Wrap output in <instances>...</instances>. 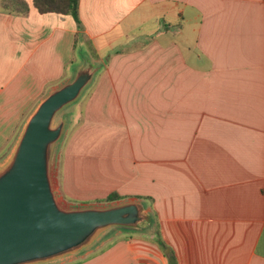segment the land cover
Returning a JSON list of instances; mask_svg holds the SVG:
<instances>
[{"label": "crops", "instance_id": "1", "mask_svg": "<svg viewBox=\"0 0 264 264\" xmlns=\"http://www.w3.org/2000/svg\"><path fill=\"white\" fill-rule=\"evenodd\" d=\"M27 1L0 8V162L91 63L60 198L138 201L167 245L153 231L54 260L264 264V0H79L80 25ZM113 192L124 198L105 202Z\"/></svg>", "mask_w": 264, "mask_h": 264}, {"label": "water", "instance_id": "2", "mask_svg": "<svg viewBox=\"0 0 264 264\" xmlns=\"http://www.w3.org/2000/svg\"><path fill=\"white\" fill-rule=\"evenodd\" d=\"M93 75L88 63L38 103L0 170V264L49 262L90 246L109 227L152 223L138 201L66 209L54 189L51 161L65 132V122L54 126V120L80 98Z\"/></svg>", "mask_w": 264, "mask_h": 264}, {"label": "rangeland", "instance_id": "3", "mask_svg": "<svg viewBox=\"0 0 264 264\" xmlns=\"http://www.w3.org/2000/svg\"><path fill=\"white\" fill-rule=\"evenodd\" d=\"M25 1L28 3L27 0ZM5 2L6 0H0V8L4 9ZM88 89L89 87L87 88V90ZM85 93L83 94V96L85 95ZM83 96L79 100L71 103L69 106L64 108L61 112H59V114L54 120V126L58 125L61 121L65 122V132H64L63 137L56 144V148L53 153V157L51 161V169H50L54 189L57 193L58 198L61 197L59 188H60V180H61V173H62V151L65 148V144L68 140L70 128H72L74 123H76L77 116L81 110L82 104L84 103ZM20 132H22V130ZM9 159L10 157H7L4 161L0 162V170L6 166ZM60 200H61L60 204L63 208L73 209V208H77V206L81 207V205H73L72 203L63 201L62 198H60ZM91 205L102 207V206H106L109 204L97 202ZM87 206H90V205H87ZM154 230L155 229L153 226H151L150 224H146V223L140 225V228H138V230H135V231H133L132 229H127V228L120 227V226L109 227L107 229H104L100 234H98L96 240L90 245L89 250L92 249L93 251H99V250L107 248L112 242L116 241L117 239L121 237H124L125 235L133 236L135 234L138 235L139 233L147 235V234L153 233ZM58 261L60 260H52L51 262H48L47 264H59L60 262ZM38 264H43V263H38Z\"/></svg>", "mask_w": 264, "mask_h": 264}, {"label": "trees", "instance_id": "4", "mask_svg": "<svg viewBox=\"0 0 264 264\" xmlns=\"http://www.w3.org/2000/svg\"><path fill=\"white\" fill-rule=\"evenodd\" d=\"M35 7L42 13L46 12H57L62 14H70L80 25L78 6L79 0H34ZM4 9L15 11L18 13H26L29 10V5L25 0H6L4 4ZM124 198L117 192L109 194L104 201L111 202ZM155 219H151V226H154V231L156 234V241L160 244L162 248H166V243L162 240V234L160 230V223L158 214L155 213Z\"/></svg>", "mask_w": 264, "mask_h": 264}]
</instances>
